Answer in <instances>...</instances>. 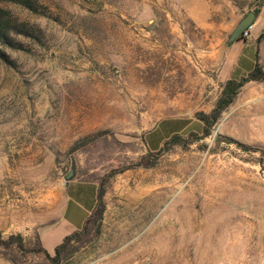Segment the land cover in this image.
<instances>
[{
	"label": "rangeland",
	"instance_id": "rangeland-1",
	"mask_svg": "<svg viewBox=\"0 0 264 264\" xmlns=\"http://www.w3.org/2000/svg\"><path fill=\"white\" fill-rule=\"evenodd\" d=\"M35 1L38 11L0 3L38 32L6 48L15 65L0 59L4 236L33 248L74 170L105 184L106 209L66 264H264V81L244 86L209 137L120 171L148 153L144 134L163 118L202 131L197 113L220 96L231 32L258 0ZM51 228L54 253L66 235ZM3 252L0 264H13Z\"/></svg>",
	"mask_w": 264,
	"mask_h": 264
},
{
	"label": "trees",
	"instance_id": "trees-1",
	"mask_svg": "<svg viewBox=\"0 0 264 264\" xmlns=\"http://www.w3.org/2000/svg\"><path fill=\"white\" fill-rule=\"evenodd\" d=\"M2 2L18 3L32 11H38L37 2L35 0H0ZM264 0H258L257 4L251 8L250 11H254L256 16L260 13ZM0 12V59L11 65H15V61L12 59L6 48L11 47L14 49H25L26 45L17 38V35L21 34L28 37H38L37 29L30 26L25 22L18 20H12L6 18L4 13L6 10L1 9ZM245 15V16H246ZM239 38H244L241 34ZM238 38V39H239ZM264 81V66L260 62H256L253 69L245 76L239 79H228L222 84L220 96L218 97L214 107L210 112L200 111L197 113V117L202 124V131L198 132L191 130L185 132L191 121L186 118H178L175 120V126L180 129H175L169 136L164 139L158 137V132L149 130L144 134V143L148 148V153L143 154L135 163L130 166L123 167L120 171L133 167H151L154 166L157 161V155L166 151L173 145H181L188 147L190 144L199 142L210 135H212L215 126L223 117L224 113L236 102L239 94L244 86L249 82ZM152 137V138H151ZM222 138V137H221ZM223 139L229 144H236L240 148L248 152H261L262 150L256 146H252L241 142L233 137L225 136ZM154 157V159L150 157ZM77 172L73 174L71 178L77 177ZM98 182L96 179H89ZM97 202L92 213L87 217L83 227L79 230L72 232L65 236L63 241L55 248L54 253H50L42 244L39 233L37 232L34 239V247L25 242L22 234H11L7 237L4 236L0 230V246L5 249L3 256L11 261L13 264H66L70 261L71 257L78 250V247L74 244L76 239H80L82 235L87 234L91 230V226L96 225L97 232L101 231V224L103 215L106 209V202L104 196L106 194L105 184L99 183ZM51 222H54L51 221ZM49 222V223H51ZM34 253L35 255L42 256L43 262L28 263L26 259L21 260L20 255L27 256V253Z\"/></svg>",
	"mask_w": 264,
	"mask_h": 264
},
{
	"label": "crops",
	"instance_id": "crops-1",
	"mask_svg": "<svg viewBox=\"0 0 264 264\" xmlns=\"http://www.w3.org/2000/svg\"><path fill=\"white\" fill-rule=\"evenodd\" d=\"M254 25L256 31L251 37L239 38L229 43L225 49L224 58L219 68V77L223 83L228 79H239L247 75L257 61L264 66V53H261V46L264 45V3L255 18ZM176 119L178 118H163L151 130L158 132V137L164 139L175 129H180L175 126ZM187 126L190 127L191 123ZM98 189V182L93 180L78 177L66 180L62 191V209L59 215L54 219V222L44 223L37 230L43 246L49 248L46 245V240L50 241L49 229H52L51 227L61 226V229L63 228L62 237L83 227L97 202ZM59 236L60 232H57L54 238L58 240Z\"/></svg>",
	"mask_w": 264,
	"mask_h": 264
},
{
	"label": "water",
	"instance_id": "water-1",
	"mask_svg": "<svg viewBox=\"0 0 264 264\" xmlns=\"http://www.w3.org/2000/svg\"><path fill=\"white\" fill-rule=\"evenodd\" d=\"M256 13L254 11H250L246 16H244L238 24L235 26L234 30L231 32L228 42L232 43L237 40L243 31L252 25L255 21ZM74 174V170H71L70 173L67 174V179H70Z\"/></svg>",
	"mask_w": 264,
	"mask_h": 264
},
{
	"label": "built area",
	"instance_id": "built-area-1",
	"mask_svg": "<svg viewBox=\"0 0 264 264\" xmlns=\"http://www.w3.org/2000/svg\"><path fill=\"white\" fill-rule=\"evenodd\" d=\"M254 27H255V25H254V23H253V24L250 25L248 28H246V29L243 31V33H242L243 37H245V38H249V37H251V35H252V30L254 29Z\"/></svg>",
	"mask_w": 264,
	"mask_h": 264
}]
</instances>
